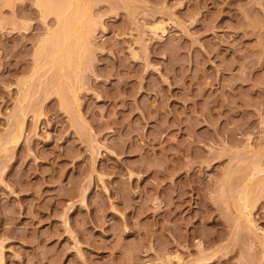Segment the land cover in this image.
I'll return each mask as SVG.
<instances>
[{"label": "rangeland", "instance_id": "374dc122", "mask_svg": "<svg viewBox=\"0 0 264 264\" xmlns=\"http://www.w3.org/2000/svg\"><path fill=\"white\" fill-rule=\"evenodd\" d=\"M42 2L0 0V264H264V0H84L56 65Z\"/></svg>", "mask_w": 264, "mask_h": 264}, {"label": "bare ground", "instance_id": "6f19581e", "mask_svg": "<svg viewBox=\"0 0 264 264\" xmlns=\"http://www.w3.org/2000/svg\"><path fill=\"white\" fill-rule=\"evenodd\" d=\"M86 2V1H85ZM85 2H84V0H43V2H42V7L41 8H43V9H45V11H47V12H45V15H49V14H52V12H53V14H54V12L55 13H57L58 14V16H59V18L57 19L58 21H60V23H58V25H62V30H61V33L59 34L58 33V35H55V40H52V42H54L53 44H54V46H55V48H54V46H52V48H54L55 49V51H54V59H56V61L54 62L55 63V65H56V62L58 61V59L59 60H65V59H67L68 57H70L69 55H65L66 54V52H67V54L68 53H70L71 51H72V49H75L76 47H79L81 44H82V41H84L83 39H84V35L85 34H83L82 32H81V30L82 29H85V27L84 28H82L81 29V25H82V23H83V21H84V19L86 18V16H87V14H88V10H87V7H86V4H85ZM90 3H91V1H89ZM89 3V4H90ZM39 4H41V3H39ZM88 4V3H87ZM91 5V4H90ZM39 6H41V5H39ZM89 9V8H88ZM90 10V9H89ZM48 11H50L51 13H49L48 14ZM47 13V14H46ZM90 14V13H89ZM88 14V15H89ZM43 15H44V11H43ZM90 16V15H89ZM88 19H90L91 20V17H89ZM91 23V22H90ZM85 24V23H84ZM89 24V23H88ZM59 26H57V28H58ZM59 29H60V27H59ZM89 30V29H88ZM60 31V30H59ZM90 31V30H89ZM89 31H88V33H87V35L89 34ZM58 32V31H57ZM51 35H54V34H52V32H51ZM86 35V36H87ZM88 38V37H87ZM53 39H54V37H53ZM86 39V38H85ZM48 40V39H47ZM50 40V39H49ZM48 40V41H49ZM51 41V40H50ZM43 43H45V41L43 42ZM41 44H42V42H41ZM50 44H51V42H50ZM86 44V43H85ZM84 44V45H85ZM88 44V43H87ZM52 45V44H51ZM82 46H83V44H82ZM86 46V45H85ZM42 47V46H41ZM41 47H40V50H41ZM43 48H45V47H43ZM47 48H49V47H47ZM81 48V49H80ZM82 48H84V47H79V49L82 51L83 49ZM87 48V47H86ZM46 49V48H45ZM76 51H79V50H77V49H75ZM51 51H53V50H51ZM76 51H75V53H76ZM50 54H53V53H51L50 52ZM49 54V55H50ZM72 55H74L73 53H71ZM39 55H42V54H39ZM43 55H45V53L43 54ZM46 55H48V54H46ZM65 56L67 57V58H65ZM75 56V55H74ZM59 57V58H58ZM74 58V62H75V59H77V58H75V57H73ZM73 58H71V60L73 59ZM78 59H79V57H78ZM69 60V59H68ZM70 60V61H71ZM80 61H81V59H80ZM38 62V61H37ZM59 62V61H58ZM72 62H73V60H72ZM40 63V62H39ZM70 63V62H69ZM68 63V64H69ZM77 63V62H76ZM58 64V63H57ZM65 64V62L63 63V65ZM80 64H81V62H80ZM52 65V64H51ZM70 65L71 66H73L72 65V63H70ZM70 65L69 66H67L68 67V69H70ZM59 67L61 66L60 64L58 65ZM77 66V65H76ZM75 66V67H76ZM37 68H39V69H41V67H38L37 66ZM66 68V67H65ZM62 69V71H64L63 70V67L61 68ZM38 70V69H37ZM35 71H36V69H35ZM35 71H33V72H35ZM69 72H70V70H69ZM72 72V71H71ZM59 74V73H58ZM35 75H36V72H35ZM69 79V78H68ZM70 80V79H69ZM69 82V81H68ZM70 83V82H69ZM68 84V83H67ZM66 84V86H67V89L69 90V86ZM71 86H72V84H71ZM62 89V88H61ZM70 89H71V87H70ZM74 89V88H73ZM62 90H64V88L62 89ZM259 166V165H258ZM252 181V180H251ZM246 187H248V185H246ZM248 189V188H247ZM245 192V191H244ZM250 193V192H249ZM238 194V193H237ZM251 194V193H250ZM242 195V194H241ZM240 196V195H239ZM238 196V197H239ZM239 199H241V197H239ZM242 199H244V201H246L245 202V204L246 203H248V201H249V198H248V194L246 193L245 195H244V197H242ZM241 201V200H240ZM242 202V201H241ZM236 204H238V203H236ZM242 206V205H241ZM245 207H247V205H244ZM242 215V214H241Z\"/></svg>", "mask_w": 264, "mask_h": 264}]
</instances>
